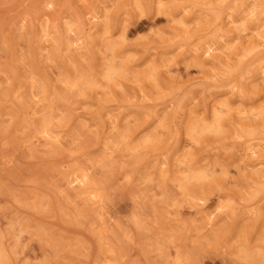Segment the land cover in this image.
Here are the masks:
<instances>
[{
  "label": "rangeland",
  "instance_id": "obj_1",
  "mask_svg": "<svg viewBox=\"0 0 264 264\" xmlns=\"http://www.w3.org/2000/svg\"><path fill=\"white\" fill-rule=\"evenodd\" d=\"M0 264H264V0H0Z\"/></svg>",
  "mask_w": 264,
  "mask_h": 264
}]
</instances>
